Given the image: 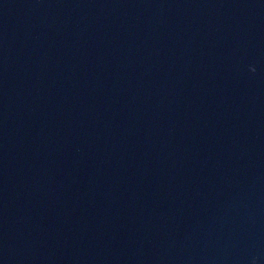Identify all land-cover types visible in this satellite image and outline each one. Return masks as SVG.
Masks as SVG:
<instances>
[{
    "label": "water",
    "instance_id": "water-1",
    "mask_svg": "<svg viewBox=\"0 0 264 264\" xmlns=\"http://www.w3.org/2000/svg\"><path fill=\"white\" fill-rule=\"evenodd\" d=\"M0 264H264V0H0Z\"/></svg>",
    "mask_w": 264,
    "mask_h": 264
}]
</instances>
